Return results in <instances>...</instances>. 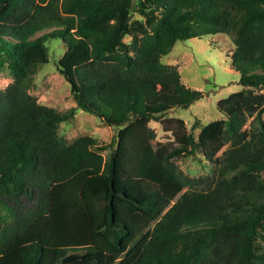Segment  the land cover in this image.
Returning a JSON list of instances; mask_svg holds the SVG:
<instances>
[{
  "label": "trees",
  "instance_id": "trees-1",
  "mask_svg": "<svg viewBox=\"0 0 264 264\" xmlns=\"http://www.w3.org/2000/svg\"><path fill=\"white\" fill-rule=\"evenodd\" d=\"M215 36L242 89L195 138L197 123L163 118L201 93L161 59ZM49 40L66 47V112L29 94ZM0 65L13 77L0 90V264H264V0H0ZM77 111L119 129L106 158L112 144L59 138ZM152 121L172 140L156 144ZM196 155L211 179L174 163Z\"/></svg>",
  "mask_w": 264,
  "mask_h": 264
},
{
  "label": "rangeland",
  "instance_id": "rangeland-1",
  "mask_svg": "<svg viewBox=\"0 0 264 264\" xmlns=\"http://www.w3.org/2000/svg\"><path fill=\"white\" fill-rule=\"evenodd\" d=\"M133 18H137L133 15ZM125 38L124 42H128ZM48 64L43 66L36 76L29 94L37 103L56 111L66 112L74 108L71 87L66 79L58 72L57 63L65 52L61 41L49 40ZM232 44L224 36L203 37L189 41L176 42L171 52L161 59V63L174 66L178 70L182 83L192 90L201 93V98L188 109H176L168 112L163 119H181L190 131L193 124L197 126L192 134L197 138L201 127L224 116L217 110L216 104L229 95L239 92L238 74L231 68L228 58ZM13 81V77L5 65H0V90H4ZM264 94V92H263ZM149 127L156 134L155 143L160 145L171 141V135L165 133L159 123L150 122ZM119 129L108 128L97 116L77 111L74 118L58 126V136L67 145L80 137H90L96 144L109 145L112 148L102 152L106 158L115 149L114 139ZM179 170L193 179L209 178L214 175V166L200 155L196 157L179 158L174 161Z\"/></svg>",
  "mask_w": 264,
  "mask_h": 264
},
{
  "label": "water",
  "instance_id": "water-1",
  "mask_svg": "<svg viewBox=\"0 0 264 264\" xmlns=\"http://www.w3.org/2000/svg\"><path fill=\"white\" fill-rule=\"evenodd\" d=\"M116 142V140L114 139V143Z\"/></svg>",
  "mask_w": 264,
  "mask_h": 264
}]
</instances>
